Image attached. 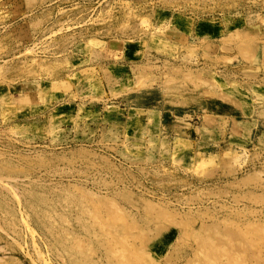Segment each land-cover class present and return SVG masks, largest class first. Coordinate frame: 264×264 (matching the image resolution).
<instances>
[{
	"label": "rangeland",
	"instance_id": "374dc122",
	"mask_svg": "<svg viewBox=\"0 0 264 264\" xmlns=\"http://www.w3.org/2000/svg\"><path fill=\"white\" fill-rule=\"evenodd\" d=\"M0 264H264V0H0Z\"/></svg>",
	"mask_w": 264,
	"mask_h": 264
}]
</instances>
